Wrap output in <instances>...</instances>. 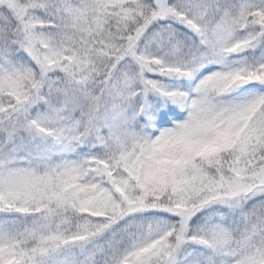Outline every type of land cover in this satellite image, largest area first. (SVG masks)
Listing matches in <instances>:
<instances>
[{"label":"snow or ice","instance_id":"1","mask_svg":"<svg viewBox=\"0 0 264 264\" xmlns=\"http://www.w3.org/2000/svg\"><path fill=\"white\" fill-rule=\"evenodd\" d=\"M0 264H264V0H0Z\"/></svg>","mask_w":264,"mask_h":264}]
</instances>
